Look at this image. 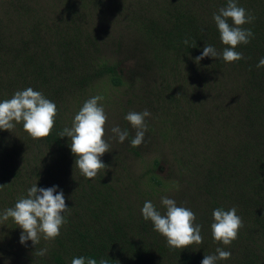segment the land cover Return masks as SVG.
Segmentation results:
<instances>
[{"label":"rangeland","instance_id":"rangeland-1","mask_svg":"<svg viewBox=\"0 0 264 264\" xmlns=\"http://www.w3.org/2000/svg\"><path fill=\"white\" fill-rule=\"evenodd\" d=\"M235 2L255 17L242 26L254 35L235 49L244 58L228 63L213 19L228 0H0V37L26 61L25 89L56 104L62 129L102 96L110 145L101 157L108 167L94 179L74 166L69 137L62 155L41 163L28 183L63 191L66 223L54 240L41 236L33 246L20 243L12 218L0 219V264L47 263L51 253L67 262L97 253L108 264H201L217 248L231 257L216 264H264V67H256L264 0ZM206 44L220 55L196 63ZM145 109L144 142L132 147L136 130L125 116ZM114 126L128 131L123 143ZM0 133L3 146L28 144L25 135ZM165 196L193 211L201 244L170 248L143 219L146 201L166 212ZM233 207L243 226L225 246L212 237V214Z\"/></svg>","mask_w":264,"mask_h":264},{"label":"clouds","instance_id":"clouds-1","mask_svg":"<svg viewBox=\"0 0 264 264\" xmlns=\"http://www.w3.org/2000/svg\"><path fill=\"white\" fill-rule=\"evenodd\" d=\"M213 19L222 43L229 46L222 52L223 60L231 63L243 59V54L235 49L238 45L248 44L253 38L251 29H244L242 26L251 23L255 17L249 15L245 8L238 6L235 0H228L226 7L213 14ZM188 43L187 39L184 40L185 45ZM219 55L213 46L206 44L202 54L195 58V62L199 63L205 57L217 58ZM256 67H264V58L259 60ZM102 99V96L97 95L84 102L74 116L72 126L65 127L59 133L61 138H70L71 152L76 157L74 166L86 179H94L101 169L108 167L101 160V157L110 151V145L104 139L108 117L103 106L98 103ZM56 115V104L45 98L42 92L29 87L16 91L10 99L0 102V130L10 131L17 123L23 122V129L33 139L45 138L54 127ZM150 115L145 109L143 112H129L125 116L136 130L131 140L132 147H138L144 142L147 131L145 118ZM110 131L118 138L119 143H123L129 135L127 130L122 131L119 126L112 127ZM161 204L166 209L164 214H161L151 201L144 203L141 212L143 219L151 221L154 230L166 238L170 248L183 249L203 242L201 226L193 223L196 219L193 211L178 207L175 200L166 196L161 198ZM68 210L64 193L62 190L58 192L57 186L38 188L37 184H33L27 190V196L20 197L14 207L4 211L0 219L7 221L12 218L23 230L20 243L23 245L30 240L33 246H36L40 243L41 236L48 241L60 235V229L66 223L64 214ZM212 215L213 239L225 246L230 245L243 226L237 209L233 207L225 211L217 208ZM46 253V248L36 251L38 256H44ZM230 257L231 252L217 248L216 254L205 255L201 264H216L218 260H227ZM71 264H108V260L100 259L98 262L96 259L81 256L73 258Z\"/></svg>","mask_w":264,"mask_h":264},{"label":"trees","instance_id":"trees-1","mask_svg":"<svg viewBox=\"0 0 264 264\" xmlns=\"http://www.w3.org/2000/svg\"><path fill=\"white\" fill-rule=\"evenodd\" d=\"M27 78L26 61L18 51L10 50L0 37V102L10 99L16 91L24 90ZM111 80L114 84L119 83L116 78ZM62 130L60 123L55 121L49 136L33 139L23 129V122H20L10 131L25 135L24 142L28 144L24 148L17 144L13 147L6 140L7 144L3 146V140H0V218L6 209L15 206L20 197L27 196V190L32 186L28 181L35 180L43 171L41 163L62 155L67 140V137L59 136ZM29 145L32 146V151L28 156ZM84 257L98 262L100 260L97 253H88ZM40 264H71V261L67 262L61 255L51 253L49 261Z\"/></svg>","mask_w":264,"mask_h":264}]
</instances>
